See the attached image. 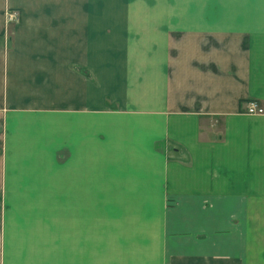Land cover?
<instances>
[{
    "label": "crops",
    "instance_id": "0c3cea01",
    "mask_svg": "<svg viewBox=\"0 0 264 264\" xmlns=\"http://www.w3.org/2000/svg\"><path fill=\"white\" fill-rule=\"evenodd\" d=\"M254 101L264 0H0V264H264Z\"/></svg>",
    "mask_w": 264,
    "mask_h": 264
},
{
    "label": "built area",
    "instance_id": "2783aa9c",
    "mask_svg": "<svg viewBox=\"0 0 264 264\" xmlns=\"http://www.w3.org/2000/svg\"><path fill=\"white\" fill-rule=\"evenodd\" d=\"M8 19L13 21L16 19V15L9 14ZM248 113L252 115L264 114V108H262L257 102H250L248 106Z\"/></svg>",
    "mask_w": 264,
    "mask_h": 264
}]
</instances>
